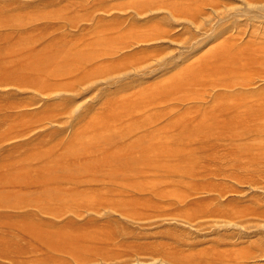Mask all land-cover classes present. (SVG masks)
Returning <instances> with one entry per match:
<instances>
[{
	"label": "rangeland",
	"instance_id": "rangeland-1",
	"mask_svg": "<svg viewBox=\"0 0 264 264\" xmlns=\"http://www.w3.org/2000/svg\"><path fill=\"white\" fill-rule=\"evenodd\" d=\"M0 264H264V0H0Z\"/></svg>",
	"mask_w": 264,
	"mask_h": 264
}]
</instances>
